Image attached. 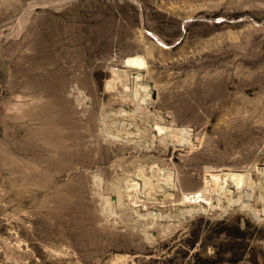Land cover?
I'll list each match as a JSON object with an SVG mask.
<instances>
[{"label": "rangeland", "instance_id": "374dc122", "mask_svg": "<svg viewBox=\"0 0 264 264\" xmlns=\"http://www.w3.org/2000/svg\"><path fill=\"white\" fill-rule=\"evenodd\" d=\"M0 264H264V0H0Z\"/></svg>", "mask_w": 264, "mask_h": 264}, {"label": "bare ground", "instance_id": "6f19581e", "mask_svg": "<svg viewBox=\"0 0 264 264\" xmlns=\"http://www.w3.org/2000/svg\"><path fill=\"white\" fill-rule=\"evenodd\" d=\"M126 64L129 68H141L145 65V61L142 57L140 56H133V57H130L126 60ZM169 175V174H168ZM144 184H148L147 183V180L144 178ZM113 188L114 189H117V195H118V201L119 203H121L122 199H123V196H122V191H119L118 190V186L116 185H113Z\"/></svg>", "mask_w": 264, "mask_h": 264}]
</instances>
